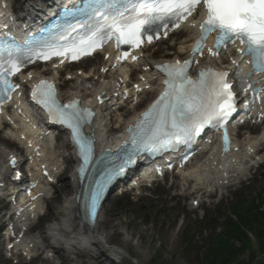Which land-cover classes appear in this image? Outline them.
<instances>
[{
	"label": "snow or ice",
	"instance_id": "6c2138e0",
	"mask_svg": "<svg viewBox=\"0 0 264 264\" xmlns=\"http://www.w3.org/2000/svg\"><path fill=\"white\" fill-rule=\"evenodd\" d=\"M201 3L206 9V19L200 25L201 36L193 52L202 50L209 33L218 32L216 51L210 49V55H217L225 42L232 43L239 39L245 47L243 50L237 49V52L252 57L254 71H264V0H95L94 4H89L86 15L89 20L100 17L103 23L94 30L93 25H88L91 35L87 38L68 47L52 48L39 53L37 58L48 60L66 56L75 60L80 56L90 55L94 49L111 39H115L118 44L139 48L145 41L151 43L153 37L145 34L151 26L166 28L167 24L164 22L171 20L173 27H179L180 22ZM84 26L80 22L69 24L68 31L75 32ZM132 59L135 60L136 57L133 56ZM191 62L194 61H177L175 64L162 66L161 70L167 75L164 81L166 89L133 131L130 139L135 150L154 152L187 144L200 134L205 125L215 122V125L223 128L228 117L235 111L234 93L227 82L228 73L208 69L202 71L200 78L194 81L187 72ZM21 67L22 64L11 53L7 66L0 63V85L3 86L5 95L13 85L4 77L19 72ZM261 91L264 89L255 90L256 99H259ZM32 98L48 111L54 122L70 129L73 142L82 154L83 163L88 165L92 143L85 137L83 128L90 122L92 112L78 107V101L61 105L56 99L54 87L46 81L36 85ZM134 163V155H129L96 185L90 204V216L93 219L97 202L107 184L114 177L123 175Z\"/></svg>",
	"mask_w": 264,
	"mask_h": 264
},
{
	"label": "bare ground",
	"instance_id": "6f19581e",
	"mask_svg": "<svg viewBox=\"0 0 264 264\" xmlns=\"http://www.w3.org/2000/svg\"><path fill=\"white\" fill-rule=\"evenodd\" d=\"M195 25L196 20L195 18H190L186 21H182L179 24V27H177V31L172 33L174 36H176V40L172 43L174 52H163L160 54L159 58H154V55L156 53L155 50L151 51V49L147 48L142 51H138L135 54L139 57L140 64L132 63L130 62L131 58H128L125 61V64L117 69V72L108 69L107 70V76H113L116 74V85L121 84L120 79H124L126 81V74L129 71L132 72H138V75L136 76V82L134 85H145L149 84L150 89L144 90L142 93L138 94L137 97V104L134 103L133 99L129 102V105L127 106V109L124 111L125 113L121 114L117 112V109H113L111 117H114L116 119V126H122L123 128L126 127L127 123L129 121H133L136 116H138V113L135 115H132L129 119H127V115L132 114L136 107L145 100L148 95L153 93L154 85L156 84L157 79V73L154 71H146L144 70L145 66L153 65L154 60L160 61L165 58H171L169 56V53H173V57H180V56H187V54L190 51L192 41L195 38L194 32H195ZM172 40V39H171ZM165 40L158 41V44L163 42ZM173 41V40H172ZM236 51L235 46L228 49V51L225 53L224 56H219L218 59H212V63L216 64L220 60V63H228L230 55H233ZM105 54V53H104ZM94 58L97 60L96 63H98V66L94 67L92 70H90L88 73L82 71L81 75H75V83L74 85L67 91L65 96L68 98L70 94H77L84 96L87 93L97 92L99 89L107 88L109 85V81H105L104 79L106 76L103 75V71L110 66V62L107 59L99 58V55H95ZM89 60V59H88ZM95 63V64H96ZM87 63H83L82 65L85 66ZM81 65V66H82ZM103 69V71L101 70ZM235 69L231 68V72H234ZM34 74L36 73H42L46 74V72H39V71H32ZM84 72V73H83ZM58 72H54V76L56 78ZM47 75V74H46ZM51 75V74H50ZM49 75V76H50ZM148 79L149 81H145V79ZM57 79V78H56ZM154 79V80H153ZM152 80V81H151ZM160 81V80H158ZM160 84V82H159ZM124 84L122 87H125ZM86 98H89L86 96ZM88 100V99H87ZM101 112V109L99 110V114ZM118 113V114H117ZM26 119L29 118L27 112H26ZM109 121H105V123H102V121L97 118L93 124V128L95 132L98 135V140L100 143L107 142L108 137L111 130V127L108 125ZM34 120H31V125H34ZM250 127V126H249ZM22 128V124H16L14 126V131H9L4 135L6 138L10 140H16V137L19 136L17 131ZM234 130V128L232 129ZM246 135V134H245ZM33 140L36 141L35 138ZM241 145L238 143H235V146H241L239 151L233 152L230 156L227 155H220L216 150L214 151L213 148H210V150H206L205 148L200 147V151L196 154L197 160L196 163L193 164V166L186 168L185 170H182L179 172V178L183 182V186L187 185V183L193 182L196 185H203L205 188V191L212 192L214 188L219 189L221 186H225L230 184L233 180L239 179L244 177V174L250 167H254L258 161L260 160L261 155L259 153H253L254 150L259 149V144L264 143V128L262 131H260L258 134L252 135L247 133L245 136L243 142H240ZM243 144V146H242ZM50 146L48 142H42V146L40 149V152L43 155V163L48 164L47 168L50 170L51 174H53V169L60 168L61 163L60 160L58 162H49L47 159V155L45 154L46 149H49ZM31 150V149H29ZM9 151L4 148L2 145H0V183H2L3 180L8 179V169L6 166V160L5 157L8 156ZM4 159L2 160V158ZM71 159H73L74 162H76V159L70 155ZM42 160V156H38L33 154L32 158L27 163L31 176L33 179L38 180L39 185L36 189L33 190V194L35 193H45L48 194L49 187L48 185H41V183H44V181L48 180V176H43L40 173V168L38 167L39 161ZM48 162V163H47ZM216 170L218 174L216 173ZM7 177V178H6ZM74 177V174H70V182L73 187H77V183L74 180H72ZM189 188L190 185H187ZM5 190L4 187L0 188L1 193L3 194V191ZM75 190V188H74ZM192 193H196L197 195L195 199H199V189L195 186L194 189L190 190ZM58 197V196H57ZM35 203L38 205V199L35 201ZM40 205V203H39ZM38 205V209H39ZM5 206V205H4ZM48 206H51V202ZM31 207V202H26L23 205V211L20 214L16 215V218L19 220V222L22 221L21 226L26 225L28 222L27 220L31 217V214L33 213ZM64 211L66 215L61 219L58 225L53 226V232H55V236L59 238H64V235L67 237V242L71 247L73 245H81L84 246L86 243H99L103 242L104 239V231L108 229L110 226H112V221H107L104 225L95 224V226L92 229H85L79 227V217H76V212L78 211V205L75 203L74 198H66L64 205H63ZM106 238V237H105ZM108 241L112 240V238L108 237L106 238ZM21 249L24 251H28L30 245H32L33 252H36V258L41 257V254L44 253V248L52 246L51 244H46V238L43 234H36L29 236L27 235L26 238H23V241L21 244ZM115 252L117 254L120 253H127V249L124 247H117ZM66 252V248H57L56 253H60L65 261H68V255L64 254ZM103 264V263H101Z\"/></svg>",
	"mask_w": 264,
	"mask_h": 264
},
{
	"label": "rangeland",
	"instance_id": "374dc122",
	"mask_svg": "<svg viewBox=\"0 0 264 264\" xmlns=\"http://www.w3.org/2000/svg\"><path fill=\"white\" fill-rule=\"evenodd\" d=\"M12 1L7 0L9 5H11ZM18 5L19 7L24 6L21 0ZM167 46V43H164L159 46L161 48L156 49L162 52L171 51V48ZM70 83L63 85V93L67 91L66 89ZM61 138L65 139V136ZM110 139L111 136L108 140ZM0 143L5 144L8 148H12V144L9 141L3 140L1 133ZM59 144L62 145V140ZM70 171L71 169L62 175L60 182L68 180ZM168 182L169 179L166 178L164 184H158L155 187L154 195L144 196L139 201L128 195L118 197L114 196V194L105 201L98 218V224L104 225L107 221H112V226L104 231V236L106 238L110 237L112 240H109V242L105 240L102 244L108 245L110 250H114L116 245L124 247L128 251L127 253L115 255L112 259L114 263L111 264H161V262L164 264H188L180 253V232L183 224L179 223V214L185 212V215H189L188 219L194 221L200 219L205 215L202 212L203 209H207V211L214 209L212 205L216 203V194L212 196V201L205 202L200 208L195 209V205L190 204L191 197L193 196L180 197L179 186L174 184L169 187ZM62 184L59 183L57 187H60ZM227 190L229 192L221 199V204L224 205L221 208V212L229 210L232 207V202L237 197L245 196L247 199H254L257 193L264 191V164L256 168L251 177L246 179L245 182L232 185ZM72 192L73 190L70 187L59 192L55 190V194L51 199L53 200V205L49 208V217H52L51 219L54 216L63 214L65 199L71 197ZM55 195H58L57 199H55ZM203 198L208 199L206 196ZM212 232L211 229H208L204 231L203 236L198 235L196 239L205 238ZM200 243L204 244V241ZM200 243L197 246L198 248H202ZM252 247L254 249L257 248L254 238ZM101 248L96 249L97 252H101ZM106 258L104 256V260L108 261ZM257 262L258 264H264V255L258 257ZM98 263L102 262L96 259L95 264ZM0 264L13 263L5 261L0 255Z\"/></svg>",
	"mask_w": 264,
	"mask_h": 264
},
{
	"label": "trees",
	"instance_id": "16d2710c",
	"mask_svg": "<svg viewBox=\"0 0 264 264\" xmlns=\"http://www.w3.org/2000/svg\"><path fill=\"white\" fill-rule=\"evenodd\" d=\"M234 214L236 218L227 217L222 233L211 237L207 252L196 255V264H257V257L264 254V197L260 194L252 202L239 201ZM247 230L254 234L257 249L251 247ZM184 237V249L188 250L193 240L191 231L186 229ZM189 261L193 262L190 258Z\"/></svg>",
	"mask_w": 264,
	"mask_h": 264
}]
</instances>
